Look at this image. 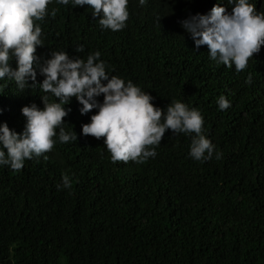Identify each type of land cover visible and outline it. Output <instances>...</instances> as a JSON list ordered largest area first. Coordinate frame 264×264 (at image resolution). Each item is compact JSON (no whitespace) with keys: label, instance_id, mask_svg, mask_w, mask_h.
<instances>
[{"label":"trees","instance_id":"obj_1","mask_svg":"<svg viewBox=\"0 0 264 264\" xmlns=\"http://www.w3.org/2000/svg\"><path fill=\"white\" fill-rule=\"evenodd\" d=\"M250 2L264 12V0ZM217 3L231 12L234 0H128L125 27L116 31L71 0H52L46 7L55 15L34 20L40 62L52 52L86 59L98 51L110 76L132 81L155 106L179 100L198 109L215 148L213 158L194 160V134L166 130L155 157L113 161L103 137L81 135L96 109L81 114L72 97L61 127L76 141L60 143L57 128L52 150L19 170L0 165V264H264V45L237 72L212 61L207 45L195 47L180 24ZM221 94L230 101L225 110ZM45 95L58 102L39 85L0 80V122L19 133L21 107H43Z\"/></svg>","mask_w":264,"mask_h":264},{"label":"clouds","instance_id":"obj_2","mask_svg":"<svg viewBox=\"0 0 264 264\" xmlns=\"http://www.w3.org/2000/svg\"><path fill=\"white\" fill-rule=\"evenodd\" d=\"M51 2L0 0V80L7 77L19 89L39 85L43 92H50L58 101L50 103L45 95L40 97L43 107L34 102L22 106L20 111L26 122L19 133L10 129L7 122H0V165L19 170L25 159L52 150L57 128L60 143L76 141L74 130L65 132L61 127L66 122L63 118L71 110L65 105L72 97L81 105V114L96 109L89 122L81 125V135L103 137L113 161L131 159L142 163L155 157L154 146L161 142L166 130L194 134L188 153L192 159L213 158L215 146L203 134V117L198 109L189 108L179 100L171 101L166 110L155 106L150 102L155 98L132 81L110 76L98 51L86 59L71 58L63 51L52 52L40 62L36 48L43 45L41 28L34 20H43L46 12L55 15L56 9L47 11L46 6ZM56 3L67 5L69 0H56ZM71 3L88 5L92 16L99 17L102 29H122L129 15L128 0H71ZM138 3L144 5L146 0H138ZM180 24L190 34L195 47L207 45L212 61L226 67L234 65L237 72L245 69L249 58L264 45V12L257 11L250 0H234L231 12L219 3L214 4L208 13L190 15ZM76 51H83V45L77 46ZM10 59L15 60V67ZM38 74L43 77L41 81H37ZM251 81L249 73L245 83ZM101 94L102 101L97 99ZM217 104L220 110L230 107V101L223 94ZM220 155L217 151L215 158L219 159ZM61 182L63 187H70L67 175L61 177Z\"/></svg>","mask_w":264,"mask_h":264}]
</instances>
